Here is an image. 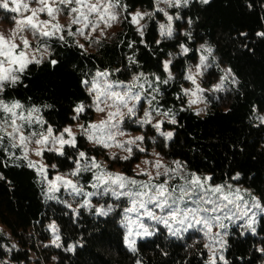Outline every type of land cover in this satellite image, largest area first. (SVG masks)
<instances>
[{
    "label": "trees",
    "instance_id": "1",
    "mask_svg": "<svg viewBox=\"0 0 264 264\" xmlns=\"http://www.w3.org/2000/svg\"><path fill=\"white\" fill-rule=\"evenodd\" d=\"M113 1L124 12L121 31L99 41L93 51L71 36L50 38L47 57L7 82L1 97L36 107L45 131L60 132L76 119L86 126L92 121L90 86L97 74L109 72L120 82L140 73L156 76L157 106L175 117L171 139L156 136L150 125L143 130L156 136L157 150L188 170L210 175L213 184L233 181L250 189L264 206V0L183 1L172 9L175 30L169 36L159 30L155 0ZM138 10L147 14L142 32L130 22ZM199 47L211 49L207 88L224 77V70L235 81H225L226 89L207 95L204 116L187 106L183 94ZM182 48L189 52L183 54ZM167 60L172 62L171 79L162 68ZM80 107L85 112L78 115ZM92 157L107 160L100 146H89L83 136L60 153L45 152L51 171L81 168L77 193L51 195L44 177L0 130V223L5 228L0 229V264H264V218L254 234L232 227L223 239L222 257L215 261L197 230L169 238L160 229L131 251L122 224L126 199L93 188L95 171L87 166ZM99 209L107 214H98ZM55 237L59 239L51 243Z\"/></svg>",
    "mask_w": 264,
    "mask_h": 264
},
{
    "label": "rangeland",
    "instance_id": "2",
    "mask_svg": "<svg viewBox=\"0 0 264 264\" xmlns=\"http://www.w3.org/2000/svg\"><path fill=\"white\" fill-rule=\"evenodd\" d=\"M183 1L155 0V11L159 14L160 26L164 25L165 30H167L170 25L171 33L175 30L172 9L184 3ZM5 2L8 3L9 7L8 9L1 7L3 10L8 11V14L0 11V38H2L0 40V50L7 51L8 48H11V55H0V77H7L5 80H0V130L1 134L5 135L12 144H15L20 149L28 163L32 162L33 168L44 177L51 195L57 194L59 191H65L69 195H73L80 190L77 183V174L81 168L73 172L56 173L51 171V166L44 160L45 152L60 153L66 146H73L70 143L61 145L59 142L61 137L65 141L74 139L75 146L76 138L83 136L89 146H100L105 152L107 160L104 161L103 159L92 157V160L87 164L95 171L96 182L93 188H96L98 193H103L104 196L108 194L114 198L125 197L126 208L133 206L132 200H143L146 202L148 197L155 192V189L151 188L147 190L140 189V184L151 183L158 185L167 181L169 191L174 187L176 188V191L172 194V198L176 199L181 195L180 189L182 187H192L187 184V181L193 176L200 177L202 181L204 178L210 177V175L198 174L188 170L179 162L168 160L157 150L156 136L168 139L162 133L171 132L173 134L171 127L175 123L171 121L175 120V117L172 112H165L157 106L159 95L157 84L159 83V78L156 76L140 73L134 75L127 82H120L111 77L109 72L99 73L106 75L97 74L90 86L92 96L90 107L94 113L92 121L86 126L79 119H76L73 125L66 127L60 132L51 129L50 136L49 129L45 131V122L36 107L31 108L17 101H5L1 97L4 85L7 82L14 81L17 75L23 72L30 64L38 63L47 57V43L50 38L60 37L63 39L71 36L80 47L87 51H93L99 41L110 39L121 31L125 22L123 9L113 0H82L81 4L75 2L66 4L62 3L61 0H42V2L41 0H0V4ZM17 5L19 7L16 12L10 11L11 8L17 7ZM24 5H27V7L25 8ZM91 5H96L98 11L90 12L89 6ZM49 8L53 10L51 15H49ZM74 8L78 9V11L73 12L72 9ZM82 13L88 17L87 21L83 19ZM112 16L115 19H112ZM168 16L172 17L171 21H169ZM29 17L32 19V24L36 25L35 28L28 24ZM133 17L137 18L136 22L133 21ZM76 20L78 22L74 23L73 21ZM146 20L147 14L144 11L138 10L130 16V22L139 32L143 31ZM159 30L161 32V27ZM44 32H48L50 35L45 36L43 35ZM25 41H27V45H25ZM210 50L208 47L198 48V60L188 67L186 73L187 77H193L195 83L187 78L188 81L183 87L187 106L200 116H204L208 112L209 102L207 95L209 93H217V91L226 89L228 85L225 87V81L235 83L231 73L224 70V77L207 88L205 74L210 68L208 59L209 55H211ZM188 52V49L187 52L183 50L185 55ZM21 53L24 54L23 57L20 56ZM202 57L205 58L203 63L201 62ZM22 64L23 67H21ZM165 64L168 66L167 69H165ZM171 64V60H167L162 65L168 79L174 77ZM107 85H111V88H108ZM108 92L119 93L126 101L127 106L120 103L118 99H109L107 97ZM98 93H103L99 107L103 108L104 111H97L96 98ZM136 97H139V99L137 100ZM14 105H19V107H14ZM5 106L10 111H6ZM82 108L83 111L77 112L78 115L81 112H85L84 107ZM129 108H133L132 113L128 112ZM116 112H119L120 115L114 116L109 121V113ZM145 113L149 115L146 117ZM102 121H109V124L105 125L103 129L94 130L90 127L94 124L100 125ZM147 125L151 126L150 130H156V136L143 132V130H148ZM156 125H159V130ZM14 129L18 130L14 131ZM66 129H69L71 134L65 131ZM89 135L93 136L92 140L88 139ZM21 136L25 137L23 142L20 140ZM44 137H48L46 144L37 143ZM137 137H143V139L140 140ZM97 139L102 140L108 147L103 146L102 143H97ZM131 141H134V143ZM129 149L131 150L130 152ZM37 152L41 154L37 155ZM94 162L98 163L100 167H93ZM157 164L160 167H157ZM177 164L180 165L179 168H177ZM124 167L128 168L130 173H126ZM41 168L44 169L43 172L40 170ZM166 170H168L167 173ZM108 174H111L113 178L116 175H122L128 180L134 179L137 181V185L127 184L124 189H121L118 184H113L111 180L107 179ZM57 176L61 177V179L56 180ZM98 177L101 178L98 179ZM65 181H71V184H67ZM213 187H220L222 192L214 195L210 192L201 193L202 195L211 196L212 200V203L203 205V207L212 209L219 206L222 209V211L202 212L200 214L204 217L218 218L212 220L210 230L201 224L193 223V226L189 227L188 224L192 222L191 217L183 225L169 221L171 224V228H169L163 222L151 219L146 214L147 211H153L156 216L163 217L167 215L168 209L161 211V209L151 203H146V208L141 209L137 204L138 211H124L123 214L122 224L126 231L125 242L127 247L129 248L130 242H134L132 246L135 249L139 240L151 237L156 232H159L160 229H163L165 235L169 238H180L188 231L197 230L204 236L211 261H215L217 257H222L223 239L227 237L228 231L232 227H238L244 233L247 231L252 234L256 233L261 218H264V206L259 202L257 196L250 189L233 181L218 185L213 184L210 179L205 184V189ZM129 191L132 193L146 191L147 195L142 197L133 195L130 198L126 195ZM116 193H119V196ZM225 195L229 197L232 203L229 204L228 201L223 200L222 197ZM195 198L193 196V199ZM186 206L195 207L196 205L187 203L185 198V201L180 203V207L183 209ZM220 224H223V227H220ZM49 228L54 235L57 233L54 224L51 223ZM145 228H147L149 234H144ZM0 229L5 231L1 223ZM129 232H131L130 236ZM56 239L57 237L51 243ZM16 248L18 249L19 246H16Z\"/></svg>",
    "mask_w": 264,
    "mask_h": 264
},
{
    "label": "snow or ice",
    "instance_id": "3",
    "mask_svg": "<svg viewBox=\"0 0 264 264\" xmlns=\"http://www.w3.org/2000/svg\"><path fill=\"white\" fill-rule=\"evenodd\" d=\"M41 2H42V0H41ZM61 2L62 3H66V4L73 3V2L81 4L82 0H61ZM184 2L187 3V0H184ZM202 2L207 4L209 2V0H202ZM0 7L4 8V9H8L9 5H8L7 2H5L3 4H0ZM18 7H19V5H17V7L11 8L10 11L16 12L18 10ZM24 7L26 8L27 5H24ZM48 11H49V15H51L53 10L51 8H49ZM72 11L76 12V11H78V9L74 8V9H72ZM89 11L90 12H97L98 8H97L96 5H91V6H89ZM105 11H107V9H105ZM81 15H83V13ZM165 15H167V13H165ZM111 18L115 19L114 16H112ZM83 19L85 21H87L88 17L86 15H83ZM168 19H169V21H171L172 17L168 16ZM136 20H137V18L133 17V21L136 22ZM73 22L76 23V22H78V20L73 21ZM28 24H30L33 28L36 27V25L32 24L31 17H29V19H28ZM85 26H87V24H85ZM160 27H161V34L162 35H164V34L171 35V26L170 25L168 26L167 30H165V26L164 25H161ZM43 35L48 36V35H50V33L44 32ZM261 35H264V34H261ZM0 40H2V38H0ZM24 43H25V45H27V41H25ZM184 51L187 52V49H184ZM0 55L10 56L11 55V48H8L7 51L0 50ZM23 55H24L23 53L20 54L21 57H23ZM204 59H205L204 57L201 58V62L202 63H203ZM52 63H55V61H53ZM21 67H23V64L21 65ZM167 67H168L167 64H165V69H167ZM98 75H106V74H98ZM187 78L190 79V80H193V83H195V80L193 79V77L189 76ZM5 79H7L6 76L5 77H0V80H5ZM107 87L111 88V85H107ZM101 95H103V93H98L97 98H96L97 99V111H104L103 108L99 107ZM107 97L109 99H113V98L118 99L120 101V103H123V104H125V106H127L126 105V101L124 100V98L122 96H120L119 93L108 92L107 93ZM136 99L138 100L139 97H136ZM14 107H19V105H14ZM5 110L6 111H10V109H8L7 106H5ZM80 111H83L82 107L77 109V112H80ZM128 112L132 113L133 112V108H129ZM116 115H120V113L119 112L109 113V121H111L112 118L114 116H116ZM148 115H149L148 113H145L146 117ZM109 121H102L100 125H95L94 124V125H91L90 127L92 129H94V130L95 129H103V127L105 125L109 124ZM145 122H147V121H145ZM171 122L175 123V120L173 119ZM13 123H15V122L13 121ZM156 127L159 130V125H156ZM17 130L18 129H14V131H17ZM65 131H67V132H69V134H71L69 129H66ZM162 134L166 135V137L168 139H171V137H172V133L171 132L162 133ZM50 135H51V129H49V136ZM88 139L92 140L93 136L89 135ZM137 139L142 140L143 137H137ZM20 140H21V142H23L25 140V137L21 136ZM47 141H48V137H44L42 140L37 141V143L46 144ZM59 142L61 143V145L65 144V143H70L73 146H74V143H75L74 139L72 141H65L62 137L59 138ZM96 142L97 143H102L103 146L108 147V145L106 143H104L100 139H97ZM131 142L134 143V141H131ZM13 146L15 147L16 145L13 144ZM130 151L131 150L129 149V152ZM36 154L40 155L41 153L37 152ZM80 156L84 157L85 154L83 152H81ZM125 159H127V157H125ZM29 166L33 167L34 165L32 164V162H29ZM92 166L93 167H97V168L100 167V165L98 163H95V162L93 163ZM157 167H160V165L157 164ZM179 167H180V165L177 164V168H179ZM40 170L42 172L44 171L43 168H41ZM167 171L168 170H166V173H167ZM142 174L150 175L148 173H142ZM0 178H2V177H0ZM99 178H101V177H98V179ZM60 179H61V177H59V176L56 177V180H60ZM107 179L111 180L113 184H118L119 188H121V189H124L127 184L137 185V181H135L134 179L133 180H128L122 175H116L113 178L111 174H108ZM210 179H211V177H206L202 181L200 177L193 176L190 180L187 181V184L191 185L192 187L191 188L186 187V186L182 187L180 189L181 195L178 198H176V199L172 198V194L176 191V188L174 187L171 191H169V189L167 187V181H164L163 183H160L158 185L151 184V183L140 184L139 185L140 189L147 190V189L151 188V189H155V192L148 197V200L146 202L143 201V200H132V205L133 206L131 208H126L125 211L126 212H136V211H138L137 204H138L139 208L143 209V208H146V203H151V204H154L157 208L161 209V211H164L165 209H168V213H167L166 216L161 217V216H156L153 213V211H147V213H146L147 216L149 218H151V219L157 220L158 222H163L165 224V226H167L169 228H171V224L169 223V221H172L173 223H179V224L183 225L186 221H189V219L191 217L192 218V222H190L188 224L189 227H192L193 223H194V224H201V225H203L204 227H206V228H208L210 230L211 226H212V220H216L218 218L217 217H211V218L204 217V216H201L200 214L202 212L208 213V212L222 211V209L219 206L214 207L212 209L203 207V205L212 203V200H211V196L202 195L201 194L202 192L203 193H209L210 192L213 195L216 194V193H221L222 192V189L220 187H213V188L205 189V184ZM105 182H107V181H105ZM65 183L71 184V181H65ZM53 187H54V185H53ZM116 195L119 196V193H116ZM126 195H128L130 198L133 195H135L137 197H142L144 195H147V192L146 191H138L136 193H132L131 191H129L128 193H126ZM193 196H195L196 198L193 199ZM185 198H186V202L187 203L194 204L196 206L195 207L186 206V207H184L182 209L180 207V203L184 202ZM222 198H223V200L228 201L229 204L232 203V201L229 199L228 196L225 195ZM225 207H227V205H225ZM110 210L111 209H109V211ZM98 214L106 215L107 213L98 210ZM219 226L223 227V224H220ZM144 234H149L147 228L144 229ZM130 235H131V232H129V236ZM57 239H59V237H57ZM133 243L134 242H130L129 243V248H130V250L135 251L134 247L132 246ZM57 246H59V245H57ZM69 250H72V249L69 248Z\"/></svg>",
    "mask_w": 264,
    "mask_h": 264
}]
</instances>
